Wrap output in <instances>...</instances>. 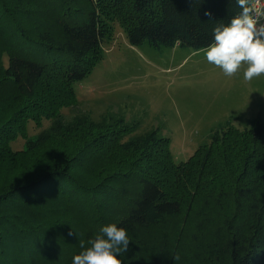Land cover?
<instances>
[{"label":"trees","instance_id":"trees-1","mask_svg":"<svg viewBox=\"0 0 264 264\" xmlns=\"http://www.w3.org/2000/svg\"><path fill=\"white\" fill-rule=\"evenodd\" d=\"M241 11L236 0H0V264H72L79 241L112 223L131 241L122 264H264L260 116L219 125L178 163L168 136L122 114L62 112L115 23L135 46L199 50Z\"/></svg>","mask_w":264,"mask_h":264},{"label":"rangeland","instance_id":"rangeland-1","mask_svg":"<svg viewBox=\"0 0 264 264\" xmlns=\"http://www.w3.org/2000/svg\"><path fill=\"white\" fill-rule=\"evenodd\" d=\"M103 48L104 56L92 72L75 82L78 103L62 109L67 120L79 113L94 120L122 114L137 124L138 133L158 130L168 136L178 163L229 120L238 128L258 116L264 122V77L245 82L242 71L226 77L206 61L202 49L132 45L119 23ZM49 122L44 117L42 127ZM40 129L29 123L30 134ZM23 144L20 137L12 142L14 149Z\"/></svg>","mask_w":264,"mask_h":264},{"label":"clouds","instance_id":"clouds-1","mask_svg":"<svg viewBox=\"0 0 264 264\" xmlns=\"http://www.w3.org/2000/svg\"><path fill=\"white\" fill-rule=\"evenodd\" d=\"M242 11L227 25L214 29V42L203 48L206 61L219 68L224 76L234 77L242 71L250 82L264 77V7L261 0H236ZM75 255L72 264H122L119 255L128 251L130 239L126 229L115 223L103 226ZM106 237V238H105Z\"/></svg>","mask_w":264,"mask_h":264},{"label":"built area","instance_id":"built-area-1","mask_svg":"<svg viewBox=\"0 0 264 264\" xmlns=\"http://www.w3.org/2000/svg\"><path fill=\"white\" fill-rule=\"evenodd\" d=\"M261 7H264V0H261Z\"/></svg>","mask_w":264,"mask_h":264}]
</instances>
